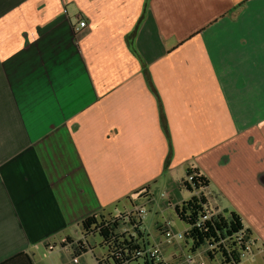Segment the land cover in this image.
<instances>
[{"label": "crops", "instance_id": "1", "mask_svg": "<svg viewBox=\"0 0 264 264\" xmlns=\"http://www.w3.org/2000/svg\"><path fill=\"white\" fill-rule=\"evenodd\" d=\"M181 162L264 264V0H0V263Z\"/></svg>", "mask_w": 264, "mask_h": 264}, {"label": "trees", "instance_id": "2", "mask_svg": "<svg viewBox=\"0 0 264 264\" xmlns=\"http://www.w3.org/2000/svg\"><path fill=\"white\" fill-rule=\"evenodd\" d=\"M192 178L189 180V178ZM192 196L175 206L178 217L189 229L185 239L191 243L190 252L196 254L205 248V257L216 264H240L245 255L251 252V232L244 228L240 215L236 212L216 213L208 209L204 191L209 180L197 168H188L186 177L181 181ZM149 187L142 189L141 196L146 197ZM143 219L134 211L119 216L90 215L82 221L83 235L97 234L107 254L97 258L98 264H133L142 260V264H168L158 253L149 248L146 234L142 229ZM132 232H125L124 225ZM160 229V227H159ZM62 246H70L75 258L87 253L89 246L83 240L75 242L68 237ZM0 264H35L32 255L21 251Z\"/></svg>", "mask_w": 264, "mask_h": 264}, {"label": "rangeland", "instance_id": "3", "mask_svg": "<svg viewBox=\"0 0 264 264\" xmlns=\"http://www.w3.org/2000/svg\"><path fill=\"white\" fill-rule=\"evenodd\" d=\"M186 167L187 164L181 162V165L179 164L174 171L166 170L147 185L149 189L146 197L133 200V203H138L137 209L141 207L145 212L142 229L146 234L149 246L168 264H187L185 263V257L192 254L190 252L191 243H187L185 239V232L189 229V226L178 217L175 211L177 204H181L192 196L189 190L180 186L181 181L186 177L188 169ZM108 207L110 208H107L104 212L106 216H119L123 213L129 215V212L134 210L132 202L126 201L125 198L116 206L109 205ZM126 209L130 211H125ZM137 209H135V213H137ZM161 225L168 227L166 229L171 230L174 234L183 235L184 238L181 240L173 239L166 245L167 238L164 235L166 229H162L160 232L159 226ZM123 227L125 232H132V228L129 225L126 224ZM72 232H74L72 233L73 237L77 240L81 230L77 232L76 229H72ZM83 241L89 246V250L81 257L75 258L73 248L70 247L68 252H61V247L59 246L57 251H52L48 248L36 249V260L38 264H98L97 258H102L107 254V249L102 246L101 237L97 234H92L86 238L84 237ZM204 251L205 248L199 250L198 253H203L205 262L207 264H216V262H210L205 257ZM173 255L177 256V258L171 257ZM243 259H246V256ZM133 264H142V260ZM243 264H247L246 261Z\"/></svg>", "mask_w": 264, "mask_h": 264}, {"label": "built area", "instance_id": "4", "mask_svg": "<svg viewBox=\"0 0 264 264\" xmlns=\"http://www.w3.org/2000/svg\"><path fill=\"white\" fill-rule=\"evenodd\" d=\"M79 25H80V27H85L86 26V22L84 21V20H81L80 21V23H79ZM192 178L190 177L189 178V180H191ZM138 211H137V213H138V215L143 219L144 218V214H145V212H144V210H143V208H139V209H137ZM164 235L166 236V238H167V241L168 242H170L171 240H173V239H179V240H181V239H183L184 237H183V235H177V234H174L171 230H169V229H166L165 230V232H164ZM152 250V249H151ZM153 251V250H152ZM190 256H188V259H189V262H190Z\"/></svg>", "mask_w": 264, "mask_h": 264}]
</instances>
